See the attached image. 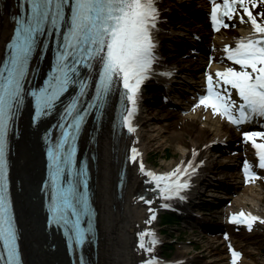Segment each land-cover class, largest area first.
Wrapping results in <instances>:
<instances>
[{
	"label": "snow or ice",
	"instance_id": "6c2138e0",
	"mask_svg": "<svg viewBox=\"0 0 264 264\" xmlns=\"http://www.w3.org/2000/svg\"><path fill=\"white\" fill-rule=\"evenodd\" d=\"M250 5L264 9V0H223L222 4L213 0L211 16L215 23L224 24L223 19L217 18L221 8L229 19L242 9L251 21L253 32L238 38L235 48L225 46L228 59L241 67L218 70L215 74L219 78L218 90L209 73L208 94L199 101L237 125L264 118V10L253 14ZM158 15L155 0H21L19 3L13 35L0 59V264H22L14 215L9 210L6 152L10 126L19 116L25 98H30L29 103L34 102V122H42L58 112L56 124L45 132L49 144L46 187L51 188L50 223L63 228L70 247L82 248L91 222L88 227L83 226L82 217L88 213L87 172L85 166H78L76 142L87 116L92 110L102 108L120 84L122 102L130 101L132 105L122 119L129 131L134 130L131 118L136 110L137 93L157 59L153 31ZM240 19L243 21L244 16ZM49 54L50 63L42 83L34 84ZM226 85L237 90L241 98L238 105ZM89 89H93V94H89ZM234 110L239 112L238 117ZM57 127L60 136L53 139L51 132ZM243 135L252 141L257 149L258 166L264 168V142L255 139L264 138V131H246ZM136 151L132 149L133 162ZM250 167L245 161L246 173ZM140 171H146L142 161ZM186 171V167L177 165L170 172L157 174L147 170L146 175L164 198L183 199L181 189L188 187V182H182L180 177ZM163 207L170 205L165 203ZM245 215L241 210L239 216ZM151 219H155L154 212ZM251 219L259 218L251 216ZM146 232L151 236L146 250L152 253V245L158 241L153 231ZM145 234H139L142 249L146 247ZM240 255L232 250L233 264ZM80 259L84 264V258ZM142 264H158V261L150 258Z\"/></svg>",
	"mask_w": 264,
	"mask_h": 264
},
{
	"label": "bare ground",
	"instance_id": "6f19581e",
	"mask_svg": "<svg viewBox=\"0 0 264 264\" xmlns=\"http://www.w3.org/2000/svg\"><path fill=\"white\" fill-rule=\"evenodd\" d=\"M186 3L189 6L186 9L187 14L198 19L199 28L183 29L170 20L173 8ZM159 4L166 9L165 16L168 17L163 23L162 41H173L182 37L184 39L190 33L193 37L199 35V40L192 37L188 41L201 53L213 56L215 62L212 64L213 68L210 69L203 66L200 58L195 57L180 69L166 62V69L170 74L174 73V76H163L156 82L167 91L166 95L175 93L176 90L185 94L188 93V88L194 93L203 91L205 89L203 77L207 78L209 73L213 75V81L217 84L219 78L216 77V72L223 70L229 61L225 46L234 48V39L239 32L246 34L252 29L250 19L239 11L238 16L228 20V29L213 34L207 21L209 5L203 0H159ZM249 7L252 8L253 14L264 10L259 5ZM16 13L17 0H0V59L3 57L6 42L13 33L15 23L11 20V16ZM240 15L244 16L243 21ZM257 19L260 17L258 16ZM49 63L50 54L49 60H46L42 66L41 76L37 77V84H40ZM231 65L235 66L233 63ZM182 74H187L192 78L197 77V74L203 76L194 85L191 82L193 79H186ZM119 90L120 85H117L110 96L103 118L98 125L87 127L81 140L82 151L87 152L90 160L91 184L98 210V244L96 248L92 247L89 254L93 264H130L127 260L129 254L132 264H142V261L158 254L159 242L152 245L153 252L149 253L146 250L147 247L144 249L140 247L139 234L146 233L144 240L147 245L151 236L146 230L154 232L151 214L163 208V204H169V200L159 194L155 182L146 175L147 170L162 174L172 171L177 165L184 167L191 153L197 151L203 164L199 173L193 177L194 186L190 190V199L193 200L199 198L202 189L208 184L217 187H232L230 180L221 176L217 171L218 164L211 155L214 142L227 143L230 155H228V160L222 162L223 172L234 170L238 163L243 164L245 161L255 165L250 143L244 141L243 133L241 134L226 116L200 104L197 97L192 99L193 102L189 100L186 108L183 107L181 111L174 112L171 109L165 111L145 109L146 97L143 94L138 95L134 113V130L130 133L125 128L117 130L114 128V117ZM231 98L235 100L232 90ZM31 114V103L27 100L18 119L17 132H13L11 137L10 155L12 190L24 261L25 264H70L64 240L53 228L46 227V214L42 212L43 193L40 192V187L45 175V157L41 135L54 118L32 125ZM89 129L92 130L91 133ZM169 142L179 151L176 159L162 168L148 164L149 150L164 147ZM133 148L137 150L135 162L130 159L133 155ZM141 161L145 172L140 171ZM123 165L126 167V175L125 183L120 190L117 184L119 171ZM260 174L261 178L258 180L236 182L237 185L232 188L239 189V192H230L226 196L229 199H236L227 204L230 211L245 209L247 213L259 219H255L249 227L250 223L233 226L228 221V215L223 218L219 217V224L228 233V243L238 247L243 253V257L236 264H255L254 257H252V254L256 253L254 247L264 244V168H261ZM148 180L151 182L149 183ZM149 200L152 203L149 204L147 202ZM185 207L187 206H180L184 212L187 211ZM146 222L148 226H151L149 229ZM211 235L212 240H221L225 234L218 231ZM44 245L50 247L55 245L56 247L48 249L44 248ZM224 249H218L215 244L209 245L210 253L215 260L219 261L218 264H233L231 257ZM185 252V249L179 251L170 262L183 264L182 261H184V264H189L192 260L185 258Z\"/></svg>",
	"mask_w": 264,
	"mask_h": 264
},
{
	"label": "rangeland",
	"instance_id": "374dc122",
	"mask_svg": "<svg viewBox=\"0 0 264 264\" xmlns=\"http://www.w3.org/2000/svg\"><path fill=\"white\" fill-rule=\"evenodd\" d=\"M203 2L208 3V0H203ZM188 3L181 4L180 6L174 7L172 12L170 13V20L174 21L177 25L183 27V29L186 28H199L200 23L198 22V19H195L191 15H188L186 12V9L188 8ZM185 36V35H183ZM193 36L190 33L182 38L174 39L173 41L166 40L163 43V47L168 49L167 54V61L169 63H172L175 66H178L179 68L186 64L189 60H191L194 56L191 55L190 44L188 39H191ZM194 38V37H193ZM195 40V39H194ZM208 45V44H207ZM204 65V64H203ZM182 76L186 79L192 80V78L187 74H182ZM154 88L155 92H151L150 89ZM144 95L146 97V101L144 106L145 109L152 110H158V111H165L167 109H171L174 112L181 111V108L186 107L187 105L186 100L181 99L184 102L180 106H174V107H168L166 101L164 100V97H166L165 92L161 90V87L157 83L150 84L149 87L146 88V91L144 92ZM176 98L178 99L175 94L168 96V98ZM226 145L221 144L213 146V150L211 152V155L214 159V161L217 162L218 168L217 171L220 172L221 176L228 177V180H230V184H235L236 180L235 178L231 177L230 172H223L222 171V162L229 159L228 157V149L224 147ZM179 155L178 149H176L175 146L171 144V142L167 143L164 147L159 148H152L149 150L147 157H148V164L157 167L162 168L165 167L168 163L174 161L176 157ZM221 189H224L223 187H217L215 185H206L202 189V193L199 194L200 198L195 199V202L204 201L200 203V207L204 208H214L219 207V201L213 199L214 197L210 196L211 193H221ZM216 190V191H214ZM264 194V193H263ZM15 200V199H14ZM115 208V207H114ZM160 212V219L154 222L153 228H156L157 234L159 235V238L161 239V247H160V255L164 258H168L169 260L174 259L179 251L186 250L184 253V256L188 260H192L190 264H218L219 261L215 260V257H213L209 250V245L211 242L209 240H206L202 238L199 235H190L185 234L184 230L182 229L181 224H167L164 223V217L163 212ZM209 216H204V218H210ZM220 219H217V222ZM146 226H148L146 222ZM148 229L150 226L147 227ZM161 232H163L161 234ZM57 234H59L57 232ZM44 248H52L54 249L56 246L53 245L50 246H43ZM215 247L218 249H223L225 246L220 242L216 243ZM226 251V248L224 249ZM254 252L252 257H254L253 262L255 264H264V244L258 245L256 248L254 247ZM128 263L132 264L131 256L129 254ZM184 264V262H183Z\"/></svg>",
	"mask_w": 264,
	"mask_h": 264
},
{
	"label": "trees",
	"instance_id": "16d2710c",
	"mask_svg": "<svg viewBox=\"0 0 264 264\" xmlns=\"http://www.w3.org/2000/svg\"><path fill=\"white\" fill-rule=\"evenodd\" d=\"M166 216H167L168 218H170V219H174L175 221L179 220L178 218H176L175 216L170 215V214H167Z\"/></svg>",
	"mask_w": 264,
	"mask_h": 264
}]
</instances>
